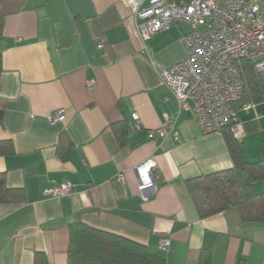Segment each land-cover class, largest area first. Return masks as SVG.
<instances>
[{
  "label": "crops",
  "instance_id": "obj_1",
  "mask_svg": "<svg viewBox=\"0 0 264 264\" xmlns=\"http://www.w3.org/2000/svg\"><path fill=\"white\" fill-rule=\"evenodd\" d=\"M0 14V143L11 147L0 174L24 192L0 203V264H67L76 222L150 248L167 238V264H264V222L242 221L238 208L201 218L185 186L232 168L224 133L203 135L159 77L186 60L189 26L154 35L145 54L123 0H0ZM57 110L65 120L50 125ZM249 110L237 113L240 152L264 162L261 119H239ZM166 120L172 131L151 138ZM63 182L69 196L43 197Z\"/></svg>",
  "mask_w": 264,
  "mask_h": 264
},
{
  "label": "built area",
  "instance_id": "obj_2",
  "mask_svg": "<svg viewBox=\"0 0 264 264\" xmlns=\"http://www.w3.org/2000/svg\"><path fill=\"white\" fill-rule=\"evenodd\" d=\"M132 14L142 50L147 41L170 30L176 24L190 27L182 38L187 58L159 70L162 85L175 98L178 113L192 111L203 135L228 130L235 139L245 134L239 123L235 104L243 93L237 62H250L264 82V0H123ZM98 47L100 44L98 43ZM250 105L243 106L244 110ZM65 120V111L57 110L49 118L54 125ZM132 129H138L139 118L132 115ZM173 129L166 120L150 137H165ZM174 138L178 139L176 134ZM150 171L155 168L149 160ZM139 189L151 187V173L139 178ZM117 182L124 185L122 175ZM72 192V184L46 189V199H62ZM158 249L169 254L170 242L163 238Z\"/></svg>",
  "mask_w": 264,
  "mask_h": 264
},
{
  "label": "trees",
  "instance_id": "obj_3",
  "mask_svg": "<svg viewBox=\"0 0 264 264\" xmlns=\"http://www.w3.org/2000/svg\"><path fill=\"white\" fill-rule=\"evenodd\" d=\"M2 27L3 16L0 14V38ZM237 66L243 83V93L235 104L238 113L247 104L264 102V82L250 62L239 60ZM1 70L0 53V75ZM3 112L0 104V125ZM221 132L225 136L232 168L186 181L187 191L201 218L238 208L242 221L264 222V191H254L255 185L264 184V162L245 161L239 141L228 130ZM10 151V144L0 143V155ZM23 199V190L8 188L0 174V203H20ZM167 256L158 248H150L80 222L69 226L67 264H167ZM38 260L37 255L35 262ZM200 264L207 263L201 258Z\"/></svg>",
  "mask_w": 264,
  "mask_h": 264
},
{
  "label": "rangeland",
  "instance_id": "obj_4",
  "mask_svg": "<svg viewBox=\"0 0 264 264\" xmlns=\"http://www.w3.org/2000/svg\"><path fill=\"white\" fill-rule=\"evenodd\" d=\"M250 110L249 111H241L239 113V119L242 122L248 121L250 118H256L261 119L260 120V126L264 127V104L256 105L250 104ZM254 191L257 193H260L264 191V184H257L254 186Z\"/></svg>",
  "mask_w": 264,
  "mask_h": 264
}]
</instances>
